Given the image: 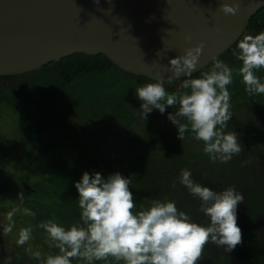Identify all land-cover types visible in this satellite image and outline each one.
I'll return each instance as SVG.
<instances>
[{
  "label": "trees",
  "instance_id": "16d2710c",
  "mask_svg": "<svg viewBox=\"0 0 264 264\" xmlns=\"http://www.w3.org/2000/svg\"><path fill=\"white\" fill-rule=\"evenodd\" d=\"M261 32H264V8L250 19L231 47L191 76L164 81L166 90L169 94L183 91L185 79L210 72L214 61L219 59L233 69V83L228 86L231 99L243 97L247 92L238 72L242 66L235 55L239 52L238 42L245 34ZM256 74L264 82V69ZM156 81L125 71L104 54L84 53H75L36 70L0 76V110L10 114H6L3 122L13 121L8 134L0 132V146L15 151L10 162L6 155L0 160V191L4 194L11 188L7 208H28L35 212L34 217L22 214L17 219L25 227L33 228L36 239L47 235L38 227L41 222L55 220L65 227L81 222L75 184L85 171L92 175L100 172L105 178L115 172L133 177L130 189L139 210L149 207L154 199L170 201L165 191L167 176L176 178L182 169L195 170L198 164L194 161L182 169L175 167L181 156L178 152L190 140L179 141L176 126L168 118L175 109L168 107L163 113L153 109L143 119L136 88ZM261 95L264 96L256 97ZM242 99L247 102L246 97ZM245 104L254 105L251 100ZM2 116L0 112V119ZM111 134L117 137L115 141L107 137ZM166 139L172 143L168 148L163 147ZM158 145L162 149L156 153ZM170 149L172 155H166ZM191 151L194 152L189 156L197 155V150L191 147ZM12 167H16L14 182L9 176ZM161 179L164 181L160 182ZM20 192L24 193L23 203L18 200ZM67 194V199H62ZM252 218L254 214L246 219L249 225ZM39 244L35 246L43 256L53 250L58 253L56 248ZM29 254L15 251L12 264H22V255ZM0 264H5V259L0 258ZM94 264L123 262L109 258Z\"/></svg>",
  "mask_w": 264,
  "mask_h": 264
},
{
  "label": "clouds",
  "instance_id": "9594fccd",
  "mask_svg": "<svg viewBox=\"0 0 264 264\" xmlns=\"http://www.w3.org/2000/svg\"><path fill=\"white\" fill-rule=\"evenodd\" d=\"M220 9L225 15H236L239 3L222 2ZM202 48V43L189 47L184 55L170 59L173 77L179 78L182 72L191 76ZM238 49L235 55L242 62L238 72L245 91L249 96L264 94V82L256 74L264 69V32L245 34L238 42ZM232 83L233 69L217 59L210 72L185 79L181 85L183 91L169 94L164 80L158 79L136 88V95L142 102L140 112L144 120L153 109L163 113L172 107L175 110L168 118L177 127L178 138L183 141L186 133H191L193 139L203 142V152L213 163H227L243 151L238 134L225 131L233 117L228 89ZM132 178L119 172L105 178L100 172L92 175L85 171L75 184L81 222L65 227L48 220L38 225L47 233L49 247L58 249V253L44 258L40 251L33 252L29 243L33 239L31 226L19 230L17 245L28 244L31 258L40 264H73V261L94 264L109 258L123 264H199L207 245L214 244L231 252L243 242L237 208L244 195L235 187L217 192L194 182L190 170H181L179 183L200 200L199 211L209 220L201 224L179 210L174 201L154 199L149 207L137 210L130 189ZM172 187H176V182ZM18 200L23 203V192ZM20 211L35 216L31 209L13 208L6 215L3 235L13 232V217ZM5 264H12L11 256L5 259Z\"/></svg>",
  "mask_w": 264,
  "mask_h": 264
},
{
  "label": "water",
  "instance_id": "95a60500",
  "mask_svg": "<svg viewBox=\"0 0 264 264\" xmlns=\"http://www.w3.org/2000/svg\"><path fill=\"white\" fill-rule=\"evenodd\" d=\"M222 2L234 0H0V76L84 53L104 54L128 72L171 80L170 59L202 43L192 72L202 69L264 8V0H237L238 13L225 15Z\"/></svg>",
  "mask_w": 264,
  "mask_h": 264
},
{
  "label": "rangeland",
  "instance_id": "374dc122",
  "mask_svg": "<svg viewBox=\"0 0 264 264\" xmlns=\"http://www.w3.org/2000/svg\"><path fill=\"white\" fill-rule=\"evenodd\" d=\"M243 97L247 98V102L251 100L254 105L245 104L247 102L242 99ZM243 97L239 96L235 100L230 99L233 117L229 121L228 128L225 130L226 132L235 131L243 147V151L238 156L233 157L235 161L231 159L227 163H221L220 161L213 163L209 156L203 152V142L193 139L191 133H186L184 139H190L188 142L191 144L179 139L181 143L184 142L185 149L183 148L182 152H178V155L181 156L175 167L182 169L194 161L195 164H198L194 171L190 170L194 182L202 186L211 187L217 192L229 186H233L238 192L244 195V201L241 202L237 208V223L242 229L243 242L237 245L231 252H225L223 248H218L214 244H209L206 246L204 258L199 264H264V96L261 95L256 97L255 95L251 98L252 96L244 93ZM0 112L3 114L2 119H0V132L8 134L6 131H8L13 121L10 123L7 121L8 124L3 122L5 116L7 117V115L9 116L10 114H8L9 112H4V110H0ZM176 130L178 132L177 127ZM107 137L110 139L112 138L113 141L117 139L113 134H111V136L107 135ZM164 145L163 147L168 148L172 143L166 139ZM158 146V149L155 150L156 153H159L162 149V145ZM191 147L192 149L194 148L195 151L197 150V155L189 156L190 152H194L191 151ZM173 148L175 147L171 149ZM171 149L166 151V155H172ZM14 152L12 148L0 146V160L6 155L5 157H7L9 161L10 156ZM35 169H37V166ZM15 171L16 167H12L9 172L11 182L12 180L14 182V179H16L15 177L13 178V173ZM178 173L176 178L170 176L166 177V195L171 197L170 201H174L179 210L188 213L194 221L207 224L209 222L208 218L199 211L200 200L191 195L186 187L179 183L178 177L181 171ZM161 181L164 180L161 179L160 182ZM173 182H176L175 188L172 187ZM3 184L4 183H2V185ZM10 189L8 188L4 194L0 191V258L2 259H6L8 256H14L17 250L21 252L27 251L29 246L28 244L19 246L16 243L19 230L25 227L23 223L17 219V217L23 214L22 211L17 212L13 217L15 223L13 232L7 236L3 235V224L7 223L6 215L13 208H16H7L9 205V201H7L8 196H11L9 192ZM68 195L69 194L62 197V199H67ZM253 214L254 218H252V224L249 225L250 222L246 219ZM246 235L249 236L248 239L244 238ZM46 241L47 235L40 238L38 237V239L33 236V239L29 242L32 251H38L35 246L37 242H40L41 244L39 245L41 246H46L48 245ZM58 251L57 249L56 252ZM52 254L57 253L53 250ZM43 257L46 258L47 255ZM22 261V264H40V261L31 258V254L28 256L22 255Z\"/></svg>",
  "mask_w": 264,
  "mask_h": 264
}]
</instances>
